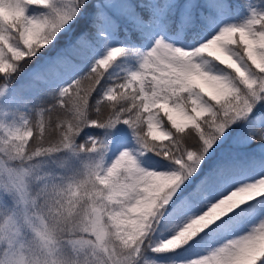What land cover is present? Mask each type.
<instances>
[{
    "label": "snow or ice",
    "instance_id": "snow-or-ice-1",
    "mask_svg": "<svg viewBox=\"0 0 264 264\" xmlns=\"http://www.w3.org/2000/svg\"><path fill=\"white\" fill-rule=\"evenodd\" d=\"M243 7L0 0V94L35 59L30 84L54 97L0 123V216L4 193L22 205L0 223V264H19L33 162L52 155L76 166L35 176L44 242L66 232L75 257L51 264H264V9L236 20Z\"/></svg>",
    "mask_w": 264,
    "mask_h": 264
},
{
    "label": "clouds",
    "instance_id": "clouds-1",
    "mask_svg": "<svg viewBox=\"0 0 264 264\" xmlns=\"http://www.w3.org/2000/svg\"><path fill=\"white\" fill-rule=\"evenodd\" d=\"M3 125L5 129H14L19 126L14 121ZM0 141H3L5 144L8 143L7 131L4 132L3 136H0ZM32 147H35V145L30 146V149ZM43 160L33 162L41 164V167L36 170L32 182V195L38 199V205L35 208H31L28 213L33 221V226L31 228H23L21 234L15 241V249L19 254V264H51L54 259L59 260L66 257L75 258L67 244L66 232H57L55 239L58 243L50 245L44 242L46 239L43 235L45 231L44 226L47 224L51 227L53 224V218L49 212L51 200L43 198L42 196L37 197V192L43 182H37L35 176H45L48 174L46 179L49 184L53 182L59 184L60 178L54 173L50 174L51 170L48 167L42 166ZM2 200L5 211L4 215L0 216V223H4L7 216L12 215L14 211L19 212L20 208H22V205L18 206L16 198L9 193H4ZM50 251H53L54 255H50Z\"/></svg>",
    "mask_w": 264,
    "mask_h": 264
},
{
    "label": "trees",
    "instance_id": "trees-1",
    "mask_svg": "<svg viewBox=\"0 0 264 264\" xmlns=\"http://www.w3.org/2000/svg\"><path fill=\"white\" fill-rule=\"evenodd\" d=\"M95 2H97V0H93V3ZM232 2L234 4H239L241 3V0H232ZM249 5L253 8H256L257 10H261L264 9V0H244V7L241 8L238 13H234V18L236 20H242L245 17H247L249 12V7H248ZM52 6H53V0H52ZM93 10H94V4H93ZM41 11L49 12L50 9H43ZM83 27H84V22L81 20L80 24L76 26V31L78 32ZM39 62L40 61H35L34 59L33 62L29 63L26 67H24L19 72L18 75L14 76L12 79H9L10 82L9 84H7L6 90L2 94H0V123L8 124L14 121L17 124H21L24 119H29L31 117H34L35 112L38 108L46 107L48 104L54 101V97L51 94L49 96H46L44 94L39 102V103L43 102V104L26 103L33 92L35 91L42 92L46 87L43 84H30V78H31L30 74L32 72V69ZM90 134L94 135L95 133H90ZM44 159H47L49 161L54 160V162L58 164V166L54 168L48 165H44V167H48L51 170L50 174L54 173L59 178L61 176H66L71 174V168L76 166L75 163H73L72 165L62 167L61 164L57 161L55 155L48 156Z\"/></svg>",
    "mask_w": 264,
    "mask_h": 264
},
{
    "label": "rangeland",
    "instance_id": "rangeland-1",
    "mask_svg": "<svg viewBox=\"0 0 264 264\" xmlns=\"http://www.w3.org/2000/svg\"><path fill=\"white\" fill-rule=\"evenodd\" d=\"M60 2H61V0H53V6H59L60 5ZM40 63V62H39ZM27 73H29V72H27ZM27 75H29V74H27ZM9 80L7 81V84H9ZM46 95V96H49L50 95V93H49V89L47 88V87H45L44 88V91H42V92H39V91H35V92H33L31 95H30V97H29V100L26 102L27 104H36V103H39L40 102V100H41V98H42V96L43 95ZM39 104H43V102H41V103H39ZM38 104V105H39ZM44 165H48V166H50V167H52V168H54V167H56V166H58V164L56 163V162H54V160L53 161H49V160H47V159H44L43 160V162H42V166H44Z\"/></svg>",
    "mask_w": 264,
    "mask_h": 264
}]
</instances>
